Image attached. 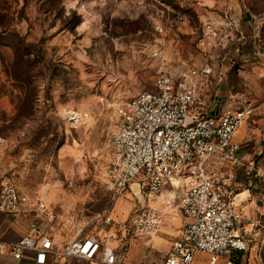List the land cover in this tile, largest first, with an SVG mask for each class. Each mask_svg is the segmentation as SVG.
Instances as JSON below:
<instances>
[{
    "label": "rangeland",
    "instance_id": "rangeland-1",
    "mask_svg": "<svg viewBox=\"0 0 264 264\" xmlns=\"http://www.w3.org/2000/svg\"><path fill=\"white\" fill-rule=\"evenodd\" d=\"M226 12L252 30L260 26L250 33L244 25L251 35L245 49L251 43L256 56L232 60L225 78L230 92L257 107L246 124L260 127L264 0H0V183L47 204L56 219L40 223L49 234L107 240L128 224L138 187L117 198L106 183L119 109L155 90L152 52L161 48L194 66L202 20ZM261 218L241 232L247 264H264ZM128 248L119 249L125 260Z\"/></svg>",
    "mask_w": 264,
    "mask_h": 264
},
{
    "label": "built area",
    "instance_id": "built-area-1",
    "mask_svg": "<svg viewBox=\"0 0 264 264\" xmlns=\"http://www.w3.org/2000/svg\"><path fill=\"white\" fill-rule=\"evenodd\" d=\"M179 20L185 21L184 17ZM244 41L241 24L231 13L205 18L195 44L205 63L190 66L156 49L150 57L155 90L139 93L119 109V121L110 136L109 190L119 198L133 185L138 187L141 200L131 215L136 232L160 233L169 214L186 221L158 264H197L200 256H209V264H216L222 256L248 251L245 234H238V226L245 219L236 209V198L244 187L239 181L240 167L260 190V200L253 209L264 215V171L248 164L236 141L257 107L242 97L236 101L234 112L221 116L208 113L214 52H226ZM166 189L173 196L155 206ZM31 213L36 217L29 234L9 245L16 261L31 254L35 264H46L50 256L58 261L80 258L125 264L124 256L96 235L56 249L52 235L39 222L46 220L52 225L56 219L47 204L33 202L10 181L0 183V214L19 219ZM111 221L107 215L105 223Z\"/></svg>",
    "mask_w": 264,
    "mask_h": 264
},
{
    "label": "crops",
    "instance_id": "crops-1",
    "mask_svg": "<svg viewBox=\"0 0 264 264\" xmlns=\"http://www.w3.org/2000/svg\"><path fill=\"white\" fill-rule=\"evenodd\" d=\"M239 20V19H238ZM237 20V21H238ZM240 22V21H238ZM243 32L245 33V41L242 44H234L226 52H214L212 64L214 66V79L209 86L207 94L210 99L208 113L214 116H221L226 113L234 112L238 107L236 101L243 96L233 94L226 86L225 78L231 71V61L235 59H243L250 55L256 56L253 48L250 46L245 49L248 42L251 40V35L248 32H254L251 22H240ZM244 25H249L250 30L244 31ZM244 27V28H243ZM248 30V28H247ZM246 51V52H244ZM261 56V54H259ZM194 66L200 67L205 63L202 55ZM245 98V97H244ZM240 145V155L246 157L248 164H256L264 171V124L260 127H249L245 124L238 133L236 138ZM239 181L244 186L236 198V209L241 211L244 216V224L238 226V234L243 231L247 233L254 230L260 224L261 217L253 209V204L260 200V190L253 187V181L246 176L243 168H238ZM136 185H133L134 187ZM264 189V180L262 181ZM169 190V189H168ZM170 191H164L161 198L157 199L155 206L160 207L161 201L170 197ZM127 214V215H126ZM125 221L128 224L120 225L111 231L109 236H114L113 239L107 240L102 235H96L100 240L113 249H121L128 245V254L125 264H158L167 253L170 251L174 241L179 236L185 220L180 217H175L169 214L165 219V226L158 234H146L136 232L131 226V213H125ZM111 217V216H110ZM34 217L31 214L25 215L19 219H14L12 216L0 214V264H35L34 256L27 254L21 261H16L9 249V245L18 241L22 237L29 234L30 223ZM115 220V219H114ZM118 221V220H117ZM124 221V222H125ZM40 222V221H39ZM123 223V222H122ZM41 225V223H40ZM42 226V225H41ZM134 235V236H132ZM53 243L56 249L63 248L66 244L77 240V238H67L62 234L54 235ZM70 241V242H67ZM207 258V260L205 259ZM205 259V260H204ZM209 256H200L197 259V264H209ZM244 254L232 253L228 256H222L216 264H247ZM46 264H100L98 261H87L80 258H71L67 261H58L53 256L48 258Z\"/></svg>",
    "mask_w": 264,
    "mask_h": 264
},
{
    "label": "bare ground",
    "instance_id": "bare-ground-1",
    "mask_svg": "<svg viewBox=\"0 0 264 264\" xmlns=\"http://www.w3.org/2000/svg\"><path fill=\"white\" fill-rule=\"evenodd\" d=\"M176 183V182H175ZM173 196V193H171V196L170 197H172Z\"/></svg>",
    "mask_w": 264,
    "mask_h": 264
}]
</instances>
